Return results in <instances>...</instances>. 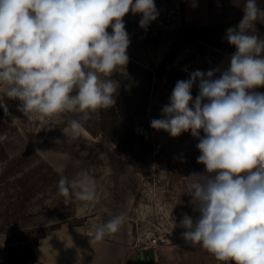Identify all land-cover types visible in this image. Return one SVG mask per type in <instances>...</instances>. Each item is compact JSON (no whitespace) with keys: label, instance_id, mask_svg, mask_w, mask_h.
<instances>
[{"label":"clouds","instance_id":"9594fccd","mask_svg":"<svg viewBox=\"0 0 264 264\" xmlns=\"http://www.w3.org/2000/svg\"><path fill=\"white\" fill-rule=\"evenodd\" d=\"M129 12L141 14V28L159 15L154 0H0V105L7 97L21 102L24 115L80 114L68 121L79 137L82 121L116 103L119 82L110 77L129 62ZM243 12L225 36L236 47L230 66L177 81L151 127L199 139L197 162L206 174L186 179L200 215L194 221L184 214L182 237L225 264H264V93L253 91L264 87V39L255 28L264 9L245 0ZM58 192L65 204L98 198L87 170L61 176ZM125 221L124 214L113 216L96 228L94 240L117 233Z\"/></svg>","mask_w":264,"mask_h":264},{"label":"rangeland","instance_id":"374dc122","mask_svg":"<svg viewBox=\"0 0 264 264\" xmlns=\"http://www.w3.org/2000/svg\"><path fill=\"white\" fill-rule=\"evenodd\" d=\"M154 2L159 15L143 30L162 27L161 42L146 45L140 44L138 38H130L127 49L129 59L134 58L149 66L163 61L182 25L226 24L237 27L243 17L237 14L238 11L234 14L232 11L239 8L243 12L245 0ZM257 3L264 9V0H257ZM141 18V14L129 12L124 22L127 19L140 21ZM255 28L256 35L264 39V20L256 21ZM225 48L228 50L183 35L175 59L158 76L159 84L151 95L145 131L153 146L147 149L140 145L142 154L146 156L144 162L139 156H136V162L135 156L129 159L116 143L93 135L84 126L85 130L79 137L73 138L68 121L48 137L30 138L28 133H36L53 122L58 125L68 117H65L66 114L53 117H42L36 113L24 115L18 111L19 100L5 97L2 106L10 121L8 127L0 132V148L5 149L4 154L0 153V234H5L7 241H12L15 246H21L19 239L28 235L33 225L61 222L71 230L84 229L94 237L99 225L115 215L124 214L126 221L122 228L115 234L106 235L102 246L107 252L113 245L120 244L119 247L124 246L125 253L118 259H109L106 255H95L86 249L90 255H85L79 262L148 264V260H139L140 251L147 246L153 233H166L170 241L154 247V264H219L207 250L191 244L181 235L185 231L180 226L184 214L194 221L200 215L190 203L192 197L187 193L186 179L192 173L206 174L205 166L197 162L201 154L196 147L199 139L193 137L190 131L172 137L164 130L153 129L151 121L162 118V108L169 103L177 81L189 79L195 71L226 70L232 54L236 52L231 49L236 47L225 42ZM119 69V73H114L111 79H116L125 71V67ZM221 72L213 78H219ZM198 84L199 81L191 90L194 99L199 92ZM256 92L261 91L256 88ZM204 135L201 130V136ZM81 170L89 173L96 185L98 198L94 202L73 199L65 204V198L58 192V181L61 176L72 179ZM92 241L96 250L97 241ZM36 261L30 264H59L53 258L45 262ZM0 264H5V254H0ZM62 264L69 262L67 260Z\"/></svg>","mask_w":264,"mask_h":264},{"label":"trees","instance_id":"16d2710c","mask_svg":"<svg viewBox=\"0 0 264 264\" xmlns=\"http://www.w3.org/2000/svg\"><path fill=\"white\" fill-rule=\"evenodd\" d=\"M229 25L220 24L219 26L205 24L194 25L186 24L178 28L176 34L177 38L173 41L170 49L164 56L160 64L146 65L138 60L129 59L125 66V71L114 80L119 82V89L116 95V103L107 109H101L93 113L91 119L82 121V124L93 135H100L103 140H109L116 143L126 157L133 159L135 156L142 157L145 161V154H142L143 148L140 145L146 146L147 149L152 148V143L146 137L145 118L151 101V95L155 87L158 86V76H160L166 66L175 59L183 35H190L197 40L211 45L216 48L228 50L225 48V38L227 27ZM126 31L130 38H138L141 40L140 44L157 45L163 38L162 27L148 29L144 31L140 27L138 20L127 19L125 21ZM111 33L112 29H108ZM236 48L231 49V51ZM119 68L115 72L119 73ZM261 93H264V87H258ZM256 91V89H253ZM68 120L57 123L53 122L51 125H45L36 133H28L30 138L38 136L41 138L48 137L54 134L60 127H64L70 119H79L80 114L65 113ZM10 119L3 106L0 105V132L8 127ZM139 146V148H138ZM5 153L4 147L1 146L0 153ZM137 153V154H136ZM56 171H54L55 173ZM61 222L50 225L31 227L30 232L25 237H22L21 246H15L12 241H7L6 246L0 250V254H5V264H30L37 260L35 245L39 240L46 236L47 231L60 228ZM33 242V243H32ZM219 264L225 262L218 261Z\"/></svg>","mask_w":264,"mask_h":264},{"label":"crops","instance_id":"0c3cea01","mask_svg":"<svg viewBox=\"0 0 264 264\" xmlns=\"http://www.w3.org/2000/svg\"><path fill=\"white\" fill-rule=\"evenodd\" d=\"M236 11L239 12L237 14L241 17L244 16V13L241 12L239 8H235V10L233 9L232 14ZM68 227L69 226L63 224L60 228L49 230L46 236L39 240V243L35 247L37 260L45 262L46 259L53 258L56 262H59V264H62L67 260L69 264H72V262L74 264H82L79 260H83L85 255H90V251L87 252L86 249L91 250L95 255H106L109 259H118L125 253L124 246L119 247L120 244H118V246L113 245L112 249L109 248V250L105 252L106 250L102 246L104 245L103 241L97 242L98 247L95 250L92 241L94 240V237L88 235L84 229L75 231ZM77 232L78 235H76ZM6 241V235L0 234V250L4 248ZM100 258H102V256Z\"/></svg>","mask_w":264,"mask_h":264},{"label":"built area","instance_id":"2783aa9c","mask_svg":"<svg viewBox=\"0 0 264 264\" xmlns=\"http://www.w3.org/2000/svg\"><path fill=\"white\" fill-rule=\"evenodd\" d=\"M169 241H170V238L166 233H153L149 237L148 244H147V246H145V248H147V247H153L154 248L158 245L168 243Z\"/></svg>","mask_w":264,"mask_h":264},{"label":"water","instance_id":"95a60500","mask_svg":"<svg viewBox=\"0 0 264 264\" xmlns=\"http://www.w3.org/2000/svg\"><path fill=\"white\" fill-rule=\"evenodd\" d=\"M229 28H234V27H227L226 29L228 30ZM139 258L142 261L148 260V264H154L155 260V251L153 247H147L143 250L140 251Z\"/></svg>","mask_w":264,"mask_h":264},{"label":"bare ground","instance_id":"6f19581e","mask_svg":"<svg viewBox=\"0 0 264 264\" xmlns=\"http://www.w3.org/2000/svg\"><path fill=\"white\" fill-rule=\"evenodd\" d=\"M83 130H85V129H83ZM87 131V130H86Z\"/></svg>","mask_w":264,"mask_h":264}]
</instances>
